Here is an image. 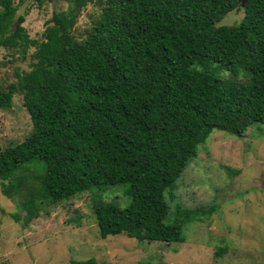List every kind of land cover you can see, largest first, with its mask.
<instances>
[{
	"label": "trees",
	"instance_id": "trees-1",
	"mask_svg": "<svg viewBox=\"0 0 264 264\" xmlns=\"http://www.w3.org/2000/svg\"><path fill=\"white\" fill-rule=\"evenodd\" d=\"M66 1L37 41L19 3L0 0V47L35 46L30 69L0 90V108L21 91L32 122L21 142L0 148L11 217L27 223L46 205L127 183L125 207L93 205L99 236L181 243L184 224L203 210L170 213L166 193L198 146L213 129L240 136L264 123V0H104L82 36L73 27L92 0ZM238 6L241 20L220 24ZM32 161L41 172L26 170Z\"/></svg>",
	"mask_w": 264,
	"mask_h": 264
},
{
	"label": "rangeland",
	"instance_id": "rangeland-1",
	"mask_svg": "<svg viewBox=\"0 0 264 264\" xmlns=\"http://www.w3.org/2000/svg\"><path fill=\"white\" fill-rule=\"evenodd\" d=\"M92 0L80 11L73 32L85 34L99 15L101 2ZM25 15L23 26L31 39L40 41L54 11L66 0H14ZM238 6L220 22L241 20ZM35 46L0 47V90L17 83L16 72L30 69ZM216 63H212L214 67ZM222 78H233L219 70ZM238 79L245 80L239 71ZM9 108H0V148L21 142L32 130L21 91ZM26 170L41 172L34 162ZM26 171V172H27ZM129 184L92 187L57 204L46 205L29 222H16V203L0 187V264H70L90 257L106 264H264V123H252L240 136L213 129L198 146L197 156L185 167L172 195L166 193L170 213L177 205L194 213L182 228L184 241H138L125 234L101 238L93 205L111 202L123 208L129 201ZM29 197L36 192L30 190ZM221 250V253L217 251Z\"/></svg>",
	"mask_w": 264,
	"mask_h": 264
}]
</instances>
